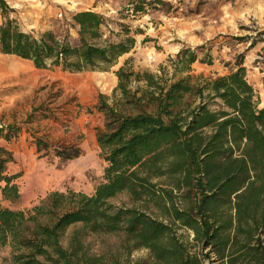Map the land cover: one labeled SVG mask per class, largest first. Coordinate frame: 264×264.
Here are the masks:
<instances>
[{
	"label": "trees",
	"instance_id": "obj_1",
	"mask_svg": "<svg viewBox=\"0 0 264 264\" xmlns=\"http://www.w3.org/2000/svg\"><path fill=\"white\" fill-rule=\"evenodd\" d=\"M154 1L138 0L133 14ZM6 7L0 0V53L37 69L108 71L136 43L124 24L112 40L107 19L93 11L71 17L75 42L68 33L35 37L5 17ZM198 49L182 47L156 72L134 71L129 59L113 72L116 86L95 106L103 117L95 129L100 180L91 194L54 190L28 209L0 201L6 264H264V103L242 60L226 75L192 74ZM11 128L1 127L0 138L9 141ZM12 160L0 145L1 195L16 202L17 176L6 172ZM110 234L119 237L118 254L90 251L88 237ZM137 250L146 256L130 260Z\"/></svg>",
	"mask_w": 264,
	"mask_h": 264
},
{
	"label": "rangeland",
	"instance_id": "obj_2",
	"mask_svg": "<svg viewBox=\"0 0 264 264\" xmlns=\"http://www.w3.org/2000/svg\"><path fill=\"white\" fill-rule=\"evenodd\" d=\"M137 1L77 0L65 11L66 4L55 0H4L5 17L35 37L52 31L59 37L68 33L75 42L78 36L69 25L71 17L79 11H93L107 19L103 30L112 40L124 24L136 43L108 71L37 69L29 60L0 53V128L5 133L6 126H12L11 139L0 138V145L12 153L6 172L17 176L14 183L20 191L16 202L2 198L0 191L3 206L28 209L49 191L89 192L100 180L105 162L95 129L103 117L95 106L99 94L111 95L117 84L113 72L126 59L134 71L156 72L182 47L201 46L191 73L213 77L228 74L242 60L258 106H263L264 63L257 59L264 47V0H161L164 5L146 0L154 3L144 14L134 15ZM3 21L0 9V23ZM67 148H78L81 153L72 159L60 157L58 153ZM86 243L95 254L119 253L117 235H92ZM145 256V250H137L130 260ZM8 257L9 249L0 247V264H6Z\"/></svg>",
	"mask_w": 264,
	"mask_h": 264
},
{
	"label": "crops",
	"instance_id": "obj_3",
	"mask_svg": "<svg viewBox=\"0 0 264 264\" xmlns=\"http://www.w3.org/2000/svg\"><path fill=\"white\" fill-rule=\"evenodd\" d=\"M55 1H57V2H64L65 4H66V8H65V11L67 10V9H72L71 7L73 6V5H76L77 4V0H55ZM3 59H7V58H3ZM7 60H9V59H7ZM1 61H2V58H0V64H1ZM1 65H0V69H1ZM1 71V70H0ZM114 74V73H113ZM116 77V76H115ZM94 186H95V184L92 186V188L90 189V191L89 192H86V191H84V190H79V191H82V192H84V193H86V194H91L92 192H93V190H94ZM52 191H54V190H52ZM50 192V191H49ZM47 193H45V195H46ZM44 195V196H45ZM44 196H40L39 197V199H41V198H43Z\"/></svg>",
	"mask_w": 264,
	"mask_h": 264
},
{
	"label": "built area",
	"instance_id": "obj_4",
	"mask_svg": "<svg viewBox=\"0 0 264 264\" xmlns=\"http://www.w3.org/2000/svg\"><path fill=\"white\" fill-rule=\"evenodd\" d=\"M58 16H59V17H61V16H62V14H61V13H59V14H58Z\"/></svg>",
	"mask_w": 264,
	"mask_h": 264
},
{
	"label": "bare ground",
	"instance_id": "obj_5",
	"mask_svg": "<svg viewBox=\"0 0 264 264\" xmlns=\"http://www.w3.org/2000/svg\"><path fill=\"white\" fill-rule=\"evenodd\" d=\"M13 67V66H12Z\"/></svg>",
	"mask_w": 264,
	"mask_h": 264
}]
</instances>
